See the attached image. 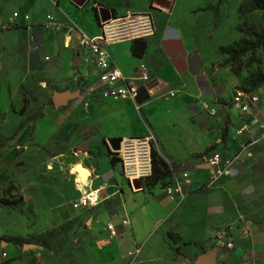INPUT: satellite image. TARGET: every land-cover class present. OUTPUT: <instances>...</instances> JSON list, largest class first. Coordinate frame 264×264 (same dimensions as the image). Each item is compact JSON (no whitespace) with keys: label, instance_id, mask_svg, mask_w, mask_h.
I'll return each mask as SVG.
<instances>
[{"label":"crops","instance_id":"obj_1","mask_svg":"<svg viewBox=\"0 0 264 264\" xmlns=\"http://www.w3.org/2000/svg\"><path fill=\"white\" fill-rule=\"evenodd\" d=\"M99 1L0 0V19L14 10L19 12L12 27L0 30V75H13L9 79L16 84H10L13 99L23 103L18 85L33 76L44 82V87H38L41 91L68 78L76 81L79 76L82 89L94 77L93 66L85 61L87 50L80 49L74 37L66 46L64 27L54 30L43 24L46 15L53 14L63 26L75 23L87 34L96 35L100 32L99 16L95 15ZM175 2L163 6L150 0H128L127 7L121 2L105 7L111 17L122 16L126 10L152 9L156 15L155 23L149 12L154 33L137 38L147 42L141 56L130 50L134 39L107 46L125 75H134L140 63L148 66L153 80L148 92L140 96V110L127 99L109 100L83 92H74L76 98L53 110L44 96L39 97L45 115L52 113L50 132L56 133L63 148L71 150L73 166L88 170L86 175L71 171L60 208L68 219L78 216L85 221L88 243L80 264H264V102L258 99L250 112L239 108L229 83L212 68L214 59L207 52L204 24L197 16L185 19L195 8L175 16ZM12 51L22 60V69L6 72L3 60ZM205 102L216 108L215 114L203 107ZM243 125L245 129L237 133ZM50 132L37 127L35 143L44 144ZM149 132L155 135L159 153L191 175L187 195L179 202L170 200L162 186L147 188L141 183L133 187L123 175L116 154L120 140ZM213 150L234 159L219 177L206 163ZM3 153L0 150V157ZM111 153H115V162ZM88 191H98L99 202L75 210L71 201ZM109 220L116 228V236L111 238L103 229ZM242 225L251 228L246 237L238 235ZM161 227H172L180 238L189 239V254L164 252L168 229L159 231ZM222 228L234 236L232 248L220 245ZM137 247L140 251L130 263L128 251ZM3 250L7 264H49L39 250L31 253L1 241L0 254ZM156 250L163 251L161 261Z\"/></svg>","mask_w":264,"mask_h":264},{"label":"rangeland","instance_id":"obj_2","mask_svg":"<svg viewBox=\"0 0 264 264\" xmlns=\"http://www.w3.org/2000/svg\"><path fill=\"white\" fill-rule=\"evenodd\" d=\"M119 2L126 7L128 5V0H102L98 5L101 8ZM150 2L167 6L171 0ZM242 2H246V5L243 11L238 12L237 7ZM191 7L195 8L193 14H187L185 19L194 20L197 16L195 19L204 24L207 52L214 59L212 68L221 72V78L229 83L235 96L243 91L264 102V83L256 88L250 87L255 76L264 75V0H176L175 16L185 14ZM111 11L114 13V8ZM148 11L156 23L154 11ZM97 13L99 16L98 10ZM241 38L252 42L261 38V42L233 58L220 51V46L226 48ZM13 52L3 60L6 72L13 71L15 67L18 71L22 69V60ZM10 78L13 75L9 73L0 75V150L4 152L0 157V242L8 243L11 238L18 237L19 249L25 247L31 253L39 250L49 259V264H80L85 255L84 245L88 243L85 221L78 216L68 219L60 209L65 200L64 184L71 171L75 170L70 159L71 150L63 148L56 133L50 132L54 121L52 113L45 115L39 97L44 96L53 110L59 109L64 102L55 105L53 96L69 94L66 102H70L82 93L77 83L82 78L79 76L76 81L68 78L61 85H49L50 90L41 91L38 90V87H44V82L39 83L41 77H30L18 85V93L23 97L22 104L19 99L11 97L10 84H16L9 83ZM74 92L78 95L73 96ZM37 127L52 134L44 144L34 141ZM22 134H25L24 137ZM164 183L160 181L157 185ZM163 229L161 227L159 231ZM166 235L164 252L189 254L186 244L189 239L180 238L172 227L166 231ZM156 254L157 260L161 261L163 251L156 250ZM154 260L150 259L151 262ZM0 264H7L1 254Z\"/></svg>","mask_w":264,"mask_h":264},{"label":"built area","instance_id":"obj_3","mask_svg":"<svg viewBox=\"0 0 264 264\" xmlns=\"http://www.w3.org/2000/svg\"><path fill=\"white\" fill-rule=\"evenodd\" d=\"M18 16L19 12L14 10L10 15L0 19V30L12 27ZM43 25L47 29L54 30H60L64 27V44L67 46L71 38L74 37L78 47L87 50L85 61L93 66L95 75L90 81L82 85L83 95L98 94L101 98L109 100L127 99L134 104L136 109L142 108L143 101L140 96L142 93L148 92L153 80L148 66L145 63H140L138 71L134 75H125L114 63L107 46L113 42L152 35L154 26L149 12L126 10L122 16H110L106 20L99 19L100 32L96 35L87 34L75 23L63 26L53 14L46 15V21ZM172 94L170 92V95ZM233 99L239 108L246 112H250L251 106L255 105L258 100L255 95H248L243 91L238 92V95L234 96ZM203 107L210 114L216 113V108L206 102L203 103ZM244 129L245 125L239 128L237 133H241ZM155 146L156 138L152 132L143 136L127 137L120 140L116 154L122 166L123 175L131 185L133 180H142L151 175V150ZM161 156L170 170V181L163 186V191L170 200L179 202L187 195V187L191 184V175L187 170L178 169L164 155ZM233 161V158L224 157L218 150H213L206 156V163L214 168L216 177L225 173ZM98 202V191L83 192L71 201L72 207L78 210ZM122 223L128 224V220L122 218ZM103 229L107 231L110 238L116 236V228L111 220L104 224ZM250 231L249 226L242 225L239 227L238 235L246 237ZM218 237L221 246L227 248L234 246L235 238L227 228H222ZM139 251L140 247L128 251L130 263L136 260ZM1 255L5 256L4 250Z\"/></svg>","mask_w":264,"mask_h":264},{"label":"trees","instance_id":"obj_4","mask_svg":"<svg viewBox=\"0 0 264 264\" xmlns=\"http://www.w3.org/2000/svg\"><path fill=\"white\" fill-rule=\"evenodd\" d=\"M219 1L220 0H218V2ZM245 5L246 2L240 3L239 6L237 7V11L238 12L243 11V7ZM95 15L98 17V13L96 9H95ZM260 42H261V38H258L257 41L255 42L241 38L238 41L233 42V44L228 45L226 48L220 46L219 49L221 52L227 53L230 58H233L235 56H240L246 53L247 51L255 48L256 46L259 45ZM146 46H147V42L145 39H134L131 43L130 50L133 55L141 56L144 53ZM262 83H264V75L255 76V78L250 83V87L256 88ZM140 99L142 100V97ZM225 131L226 128L223 129L222 139H224ZM111 154H112L111 161L115 162V160L117 159L115 153H111ZM151 157H152L151 159L152 173L150 176L144 178L146 179V181L144 180L145 181L144 186L150 188L157 185L160 181L165 182L164 185L167 184L170 181V170L164 158L161 156V154L155 147H153L151 150ZM164 185H162V187ZM9 241L16 246L20 245V239L18 237H13Z\"/></svg>","mask_w":264,"mask_h":264},{"label":"water","instance_id":"obj_5","mask_svg":"<svg viewBox=\"0 0 264 264\" xmlns=\"http://www.w3.org/2000/svg\"><path fill=\"white\" fill-rule=\"evenodd\" d=\"M73 1L75 3H77V4H80V3L83 2V0H73ZM98 11H99V19L100 20H106V19L110 18V14H109V11H108L107 8L101 7V8H99ZM69 96L70 95L69 94H66V93H62V94H60L58 96H54L53 97V102H54L55 105L62 104L66 100V98H68ZM75 170L77 172H79V173L84 174V175H86L88 173V170L86 168H83V167H81L78 164L75 165ZM132 186L133 187H139V186H141V180H139V179L133 180L132 181Z\"/></svg>","mask_w":264,"mask_h":264}]
</instances>
